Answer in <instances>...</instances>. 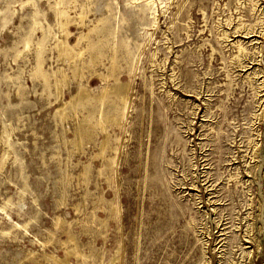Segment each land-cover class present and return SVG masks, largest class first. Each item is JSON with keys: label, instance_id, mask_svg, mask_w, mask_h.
<instances>
[{"label": "rangeland", "instance_id": "obj_1", "mask_svg": "<svg viewBox=\"0 0 264 264\" xmlns=\"http://www.w3.org/2000/svg\"><path fill=\"white\" fill-rule=\"evenodd\" d=\"M0 264H264V0H0Z\"/></svg>", "mask_w": 264, "mask_h": 264}]
</instances>
